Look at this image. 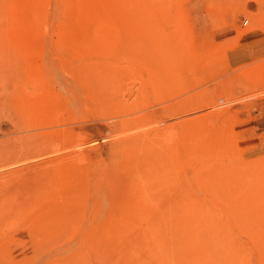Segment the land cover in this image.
Returning <instances> with one entry per match:
<instances>
[{"label": "rangeland", "instance_id": "rangeland-1", "mask_svg": "<svg viewBox=\"0 0 264 264\" xmlns=\"http://www.w3.org/2000/svg\"><path fill=\"white\" fill-rule=\"evenodd\" d=\"M120 1L0 0V264H154L157 211L209 168L234 264H264V0Z\"/></svg>", "mask_w": 264, "mask_h": 264}, {"label": "bare ground", "instance_id": "bare-ground-1", "mask_svg": "<svg viewBox=\"0 0 264 264\" xmlns=\"http://www.w3.org/2000/svg\"><path fill=\"white\" fill-rule=\"evenodd\" d=\"M140 0H121L120 1V3H118V6H117V9H118V11L119 12H123V10L125 9V10H127V11H132V10H134V9H136L137 8V3L139 2ZM141 3V2H140ZM139 4V3H138ZM143 5H145V6H143ZM143 5H142V8L143 9H147L148 7H149V5L148 4H144L143 3ZM127 8V9H126ZM139 10V9H138ZM144 11V10H143ZM131 15V14H130ZM133 15V14H132ZM135 18H136V16H135ZM138 18V17H137ZM259 18V17H258ZM257 18V19H258ZM264 18V17H263ZM144 19H145V17L144 18H142V20L144 21ZM139 20V19H138ZM142 20H140V21H142ZM261 21V22H260ZM264 21V20H263ZM109 22V21H108ZM256 22H257V20H256ZM258 22H260V23H262V19L260 18V20L258 21ZM255 24H257V23H255ZM263 26V25H262ZM259 27V26H258ZM263 28H264V26H263ZM262 28H260V30H261ZM4 38V37H3ZM4 41V40H3ZM104 74V73H103ZM256 72H255V76H256ZM106 75V74H105ZM105 75H104V79H105ZM250 75V74H249ZM103 76V75H102ZM259 77V76H258ZM108 78V77H107ZM107 78H106V80H107ZM110 78V77H109ZM108 78V80H110ZM102 79H103V77H102ZM250 79V78H249ZM248 81H250V80H248ZM253 83V82H252ZM254 84V83H253ZM249 85H250V82H249ZM248 86V85H247ZM22 103V102H21ZM20 103V104H21ZM22 105V104H21ZM22 108V107H21ZM192 124V123H191ZM193 124H196V123H193ZM192 124V125H193ZM195 126V127H194ZM193 126V129H191L192 128V126L190 127V129L191 130H193V131H196L197 130V128H198V132L200 131V133H197L198 135L199 134H201L202 133V131L203 130H199V127H200V124H199V126L196 128V126L197 125H194ZM188 127H186V129H187ZM186 129H184V130H186ZM195 129V130H194ZM188 130V129H187ZM189 131V130H188ZM193 131L192 132H188L189 134H188V136L190 135V133H192V134H194V133H196V132H194L193 133ZM186 132V131H185ZM184 132V133H185ZM204 133L206 132V131H203ZM184 133H182V134H184ZM204 133H202V134H204ZM191 134V135H192ZM196 134V135H197ZM206 134V133H205ZM204 134V135H205ZM185 135V134H184ZM186 135H187V132H186ZM190 135V136H191ZM197 135V136H198ZM207 135V134H206ZM183 136V135H182ZM192 137V136H191ZM199 137H202V135L201 136H199ZM135 138V137H134ZM185 138V137H184ZM184 138H182V139H184ZM193 138H195V136L193 135ZM197 138V137H196ZM141 135H139L136 139H134V140H131L130 142H128L127 143V148L129 149H131V151L133 150V152H131L130 150L128 151L129 153H133L132 154V156L133 157H135V159L137 160V159H141L142 158V161L143 160H146V158H147V156H149V153H146L147 151H145L144 153L143 152H141L144 148H143V145L145 146V144H143L144 142L143 141H141ZM198 139V138H197ZM201 139H203L202 141H203V145H205L204 144V141H205V139L202 137ZM188 138H185L184 139V141L187 143L188 142ZM193 140L194 139H192V142H191V140H189V144H191V143H193ZM196 140V139H195ZM194 140V141H195ZM198 140H200V138L198 139ZM202 141L201 142H199L200 144L202 143ZM183 143V142H182ZM198 143V141H196L194 144H195V146H196V144ZM200 144H198V146H196V148L198 147L199 148V145ZM187 145V144H186ZM202 145V146H203ZM140 146H142L141 148H143L142 150H140V152L143 154L142 155V157H139V154H137L136 152L134 153V151L138 148V150H139V147ZM188 146V145H187ZM192 146V145H191ZM186 147V146H185ZM188 147H190V145L188 146ZM200 147H201V145H200ZM193 148H194V146H193ZM197 148V149H198ZM137 150V151H138ZM189 150H191V147L189 148ZM199 150V149H198ZM197 150V151H198ZM201 150L203 151L204 150V148H200V152H201ZM144 151V150H143ZM196 150H195V153H193V154H196V155H193V154H191V155H193V157L192 158H194V156H196V159H197V156L199 157V155H201L200 153H199V151H198V153H196L197 152ZM194 152V151H193ZM146 153V154H145ZM187 153H189V152H187ZM190 153H191V151H190ZM189 153V154H190ZM202 153V152H201ZM186 154V153H185ZM199 154V155H198ZM188 155V154H187ZM204 156H206L205 155V152H204V154H203ZM202 155V156H203ZM202 156H200L201 157V159H204L205 157H203L202 158ZM209 155H207V157H208ZM210 156H213V155H210ZM195 159V158H194ZM194 159H193V161H194ZM200 159V160H201ZM207 161H209L210 159L209 158H205ZM209 159V160H208ZM198 161H199V159H197ZM196 160V161H197ZM137 161H139V160H137ZM206 161V162H207ZM201 162H202V160H201ZM206 162H204V163H206ZM210 162V161H209ZM240 162V161H239ZM239 162H237V163H239ZM251 162V161H250ZM199 163V162H198ZM236 163V165L238 166V168L240 167L238 164ZM242 163H245V162H242ZM201 164H203V162L201 163ZM210 164H211V162H210ZM247 164V163H246ZM245 164V165H246ZM235 165V166H236ZM240 165H241V163H240ZM244 165V164H243ZM263 165V164H262ZM195 166H197V164H195ZM207 166V165H206ZM264 166V165H263ZM204 167H205V165H204ZM245 167H247L248 168V166L246 165V166H244V169H245ZM254 167V166H253ZM196 168V167H195ZM198 168H201V167H198ZM197 168V169H198ZM209 168V167H208ZM207 168V169H208ZM227 168H229L228 166H227ZM210 169V168H209ZM208 169V170H209ZM259 169H260V167H259ZM208 170H203V169H201V170H198V171H196V172H192V173H194V177L193 178H190V179H192L191 180V182H190V180L189 181H187V182H189L190 184H187V182H186V184L190 187H188L187 189H184V188H186V187H184V186H181V187H177L176 188V190H178V191H175L174 190V192H173V194L170 196V199H169V202H164V208L162 209V210H158L157 211V213H156V215H155V218H154V222H153V224H152V226H151V228H150V234H151V236L153 237V239L155 240V245L156 246H154L151 250H148V252H146V254L147 253H151V255H146V256H149V257H151V258H149V259H152L153 261H154V264H205L206 263V261H207V264H234V262H235V260L237 261V257H234V255L236 254V253H234L235 251L233 250L232 251V253H231V249H230V246H232V245H230V246H228V243L231 241L230 239H229V229L225 226V223H226V221H225V223L221 220L222 219V214L221 213H219L218 211H216L214 208H213V205H212V207H211V205L209 204V202H211V201H213V200H215V195H216V193H217V191H216V193H215V195H213L214 194V191H213V189H212V192H213V194L212 193H210L211 192V189H210V186H211V188L215 185V182H214V178H213V175H211L209 172H208ZM253 170V169H252ZM221 171V170H220ZM224 171V170H223ZM245 171H247V170H245ZM256 171V170H255ZM261 172V171H260ZM244 173V172H243ZM246 174V173H245ZM258 174H260L259 172H258ZM156 175H158L159 177H161L162 179H166V180H169V181H166V183L169 185V187H171V182H172V179H171V176L168 174V172L166 171V170H161V171H159L158 173H156ZM264 175V174H263ZM244 176V175H243ZM242 176V177H243ZM246 176V175H245ZM225 177H227V175L225 176ZM252 177V176H251ZM258 177V176H257ZM260 177V176H259ZM262 177V176H261ZM260 177V178H261ZM220 178H222V177H220ZM219 178V179H220ZM248 178V177H247ZM254 178H256V176L254 177ZM253 179V178H252ZM251 178H250V181L252 180ZM221 180V179H220ZM222 180H224V178H222ZM229 180V179H228ZM254 180V179H253ZM252 180V181H253ZM231 181V180H230ZM260 181V180H259ZM219 182H221V181H219V180H217V183H219ZM225 182V181H224ZM233 181H231V183H232ZM239 183V185H241L240 184V182H238ZM238 183H236V184H238ZM248 183H250V182H248ZM252 183V182H251ZM185 184V185H186ZM235 184V185H236ZM186 185V186H187ZM192 185V186H191ZM209 185V186H208ZM234 185V184H233ZM239 185H237V187H238V190H239ZM216 186V185H215ZM251 186V185H250ZM250 186H249V190H250ZM252 186H254V188L256 187L255 186V183H254V185H252ZM251 186V187H252ZM184 187V188H183ZM209 187V188H208ZM226 187V184H224L223 182H222V187L220 188L221 189V193L223 194V192H224V194H228L227 193V191H230L231 192V188L230 189H228L227 187ZM232 187V186H231ZM237 187H234V188H237ZM248 187V186H247ZM233 188V189H234ZM240 188H241V186H240ZM246 188V187H245ZM253 187H252V189H254ZM170 189V188H169ZM169 189H167L166 190V193H171V192H169L170 190ZM195 189H197V190H200V191H202V196H201V193H196L195 192ZM209 189H210V192H209ZM169 190V191H168ZM245 190H247V189H245ZM236 191V190H235ZM234 191V192H235ZM242 191V190H241ZM254 191V190H253ZM233 192V191H232ZM236 193V192H235ZM235 193H232L229 197H232L233 196V194L235 195ZM239 193H241L240 191H239ZM197 194H200L199 196H197ZM237 194V193H236ZM258 200V199H257ZM260 202V201H259ZM260 205V204H259ZM213 209V210H212ZM193 214H197L198 216H201V217H199L200 219H201V225H199V227H202V226H211L212 225V227H213V231H211V234H210V236L206 239L205 238V240H204V238H203V240L204 241H202L201 243H202V245L205 247V250H202V251H199V250H201L200 248L197 250L198 251V253L200 252V254H198L197 253V251H196V253H197V255L196 256H198V257H196V256H194V257H196V258H194V257H192V256H185V255H187V253H188V251H191V253L193 252V248H192V245H190V244H188L187 243V237H185L186 235H188L189 233H191V232H194V231H198V229H200V228H198V229H196L197 228V226H196V223L198 222V223H200L198 220L199 219H197V222H196V220H193L191 217L192 216H190V218L193 220V221H195V223L193 222H191L190 220L188 221V222H190L188 225H184L183 223V225H181V224H179L180 223V221H182L184 218H186V217H188V216H186L185 217V215H193ZM194 215V216H195ZM207 215H211V217H213V218H216V220H217V217H218V220H217V223H211L210 224V222H209V220H208V222H206L205 220H204V217L205 216H207ZM208 216V217H209ZM216 216V217H215ZM206 218V217H205ZM212 218V219H213ZM209 219H210V217H209ZM224 219V218H223ZM213 220H215V219H213ZM212 220V221H213ZM198 225V224H197ZM207 226V227H208ZM202 229H203V227H202ZM202 229H200L202 232L203 231H205V229L204 230H202ZM196 231V234L198 233ZM225 232V234H224V232ZM200 232V231H199ZM226 232H228V233H226ZM209 233V232H208ZM199 234H202V236H204V233H199ZM206 235V234H205ZM196 238H197V236H196ZM198 238H200V236L198 237ZM230 238H231V236H230ZM201 239H202V237L199 239V241H201ZM232 239V238H231ZM198 242V241H197ZM196 242V243H197ZM232 243V242H231ZM199 245V244H198ZM136 246H137V244H136ZM226 246H228L229 248L228 249H230V250H228L227 249V247ZM139 247V249H141V246L139 245L138 246ZM138 247H136L137 249H138ZM194 247V246H193ZM198 247V246H197ZM233 247V246H232ZM190 253V252H189ZM195 253V254H196ZM200 255V256H199ZM188 257H190V258H188ZM239 260V259H238Z\"/></svg>", "mask_w": 264, "mask_h": 264}]
</instances>
